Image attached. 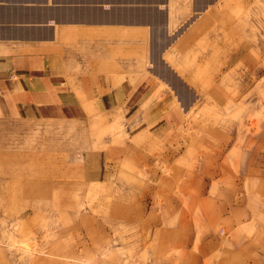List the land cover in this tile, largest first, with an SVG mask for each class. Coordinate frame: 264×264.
I'll return each mask as SVG.
<instances>
[{"label": "rangeland", "instance_id": "rangeland-1", "mask_svg": "<svg viewBox=\"0 0 264 264\" xmlns=\"http://www.w3.org/2000/svg\"><path fill=\"white\" fill-rule=\"evenodd\" d=\"M250 9L235 14L257 21L261 78L187 115L176 130L187 145L88 105L80 120H0V264H264V0Z\"/></svg>", "mask_w": 264, "mask_h": 264}, {"label": "crops", "instance_id": "crops-1", "mask_svg": "<svg viewBox=\"0 0 264 264\" xmlns=\"http://www.w3.org/2000/svg\"><path fill=\"white\" fill-rule=\"evenodd\" d=\"M253 1L0 0V120H80L88 108L109 121L121 114L132 134L174 133L163 143L187 145L176 133L187 115L231 84L240 96L261 78L257 21L235 14ZM219 143L213 158L223 159L234 138ZM183 229L176 233L186 241ZM205 242L207 252L220 244L217 236Z\"/></svg>", "mask_w": 264, "mask_h": 264}]
</instances>
